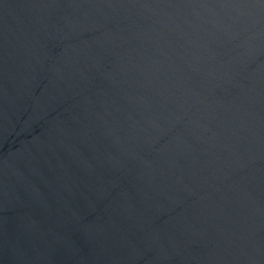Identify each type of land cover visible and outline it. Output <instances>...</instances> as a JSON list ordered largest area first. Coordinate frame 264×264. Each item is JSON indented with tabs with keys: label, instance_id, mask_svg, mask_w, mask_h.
Instances as JSON below:
<instances>
[{
	"label": "water",
	"instance_id": "water-1",
	"mask_svg": "<svg viewBox=\"0 0 264 264\" xmlns=\"http://www.w3.org/2000/svg\"><path fill=\"white\" fill-rule=\"evenodd\" d=\"M0 264H264V0H0Z\"/></svg>",
	"mask_w": 264,
	"mask_h": 264
}]
</instances>
